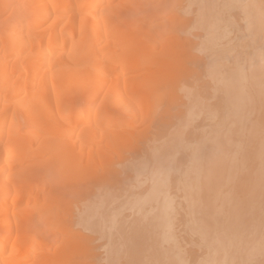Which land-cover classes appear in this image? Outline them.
<instances>
[{"label":"bare ground","instance_id":"bare-ground-1","mask_svg":"<svg viewBox=\"0 0 264 264\" xmlns=\"http://www.w3.org/2000/svg\"><path fill=\"white\" fill-rule=\"evenodd\" d=\"M151 1L0 0V264H264V0Z\"/></svg>","mask_w":264,"mask_h":264},{"label":"rangeland","instance_id":"rangeland-1","mask_svg":"<svg viewBox=\"0 0 264 264\" xmlns=\"http://www.w3.org/2000/svg\"><path fill=\"white\" fill-rule=\"evenodd\" d=\"M158 2H161V0H152L151 1V4H153V5H155L156 6V4L158 5ZM157 9V8H156ZM167 16V15H166ZM166 16L165 15H163V17H159V21L157 20V19H155L154 20V23H152V24H155V23H158V22H160V20L162 21L164 18L166 19ZM165 19H164V21H165ZM158 21V22H157ZM163 21V22H164ZM162 23V22H161ZM165 24V23H164ZM161 48L160 47H158V48H156L155 50L156 51H159ZM180 92H182V91H180ZM181 94H183V93H181ZM210 94H212V91L210 92ZM211 98V97H210ZM152 99H154V96L152 97ZM215 99V98H214ZM211 100H212V102H213V98H211ZM215 101V100H214ZM156 123L157 122H154V121H150V120H147V121H145L144 123H142V124H140L139 126H137L136 128L138 129V131H139V133L137 134L136 133V135H137V137H139V136H143V134H148V133H152L153 132V130L155 129L154 127H155V125H156ZM136 123H134V125H135ZM115 127L116 126H114V125H110L109 127H107L106 125H97L96 126V128L95 129H97V131H99L100 133H98L97 135H95L94 137H92V142L93 143H95V148L97 147V146H100V145H103V144H105V142L110 138V135H111V132H112V130L113 129H115ZM133 127V126H132ZM134 138H136V137H134ZM132 139V140H136V139ZM140 138V137H139ZM138 140V139H137ZM134 141H132V142H130L129 144H127L126 145V150H123V151H120V153H117L115 156H113V160L115 161V159L117 160V164L115 163L114 164V162H113V164L114 165H119L118 164V162L119 161H121V160H124V162H126V158H124L125 156L126 157H128V155L131 157V155H130V150H132L133 149V145L135 144L134 143ZM119 149L120 148H118V150L117 151H119ZM86 151H88V148L86 149ZM116 151V152H117ZM121 154V155H120ZM123 157V158H122ZM120 159V160H119ZM149 228H151V226H149ZM182 229H183V225H182ZM148 231V230H147ZM186 232V231H185ZM146 235V234H145ZM137 237H135V239H136ZM143 238V239H142ZM142 238H139L138 237V239L137 240H139V239H141V241L140 242H143V244L142 245H144L145 244V246H142L141 244H140V246H141V248L143 247V249H141L142 250V252H143V250L146 252H143V255H144V258H146V255L148 254V248L149 247H152L151 246V244L153 243V241H154V236H151L150 234H147L145 237H142ZM148 245V248H146V246ZM145 247V248H144ZM146 255H145V254Z\"/></svg>","mask_w":264,"mask_h":264}]
</instances>
